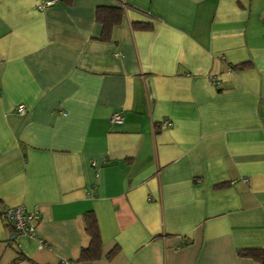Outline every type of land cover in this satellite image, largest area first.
Instances as JSON below:
<instances>
[{
    "label": "crops",
    "instance_id": "obj_1",
    "mask_svg": "<svg viewBox=\"0 0 264 264\" xmlns=\"http://www.w3.org/2000/svg\"><path fill=\"white\" fill-rule=\"evenodd\" d=\"M53 1L0 0V213L40 215L31 238L0 214V264H258L264 0Z\"/></svg>",
    "mask_w": 264,
    "mask_h": 264
},
{
    "label": "trees",
    "instance_id": "obj_2",
    "mask_svg": "<svg viewBox=\"0 0 264 264\" xmlns=\"http://www.w3.org/2000/svg\"><path fill=\"white\" fill-rule=\"evenodd\" d=\"M64 4H70L72 0H60ZM122 10L117 7H98L95 12V19L102 25L101 39L107 41L110 38L111 30L121 21ZM134 30H149L150 25L133 24ZM250 64H242L233 69H246ZM85 232L89 238V244L80 252L78 261H95L101 257L102 239L98 229L96 218L93 214L88 213L85 217ZM119 248H113L107 255L106 259L111 260L118 253ZM237 255L241 258H249L258 264H264V248L260 249H243L238 250Z\"/></svg>",
    "mask_w": 264,
    "mask_h": 264
},
{
    "label": "built area",
    "instance_id": "obj_3",
    "mask_svg": "<svg viewBox=\"0 0 264 264\" xmlns=\"http://www.w3.org/2000/svg\"><path fill=\"white\" fill-rule=\"evenodd\" d=\"M57 1V0H54ZM53 2H47L43 7L51 5ZM16 112L20 116L26 114V108L23 105L17 107ZM123 122V116L120 112L112 114L110 117L111 124H121ZM172 126V123L169 121H163L161 128H169ZM247 182V180H244ZM1 217L12 229L16 232L18 236H28L33 238L35 236V230L37 223L40 219L38 211L28 212L24 207H8L5 208L1 213ZM43 246V243L40 242V247ZM60 264H70L69 262L62 261Z\"/></svg>",
    "mask_w": 264,
    "mask_h": 264
}]
</instances>
